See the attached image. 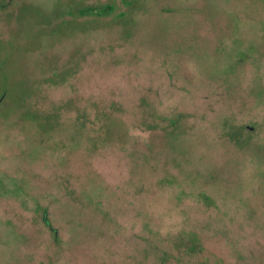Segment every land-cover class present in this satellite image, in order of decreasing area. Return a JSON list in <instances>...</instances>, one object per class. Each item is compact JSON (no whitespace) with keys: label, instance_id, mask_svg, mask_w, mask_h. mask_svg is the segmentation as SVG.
<instances>
[{"label":"rangeland","instance_id":"obj_1","mask_svg":"<svg viewBox=\"0 0 264 264\" xmlns=\"http://www.w3.org/2000/svg\"><path fill=\"white\" fill-rule=\"evenodd\" d=\"M0 264H264V0H0Z\"/></svg>","mask_w":264,"mask_h":264},{"label":"trees","instance_id":"obj_2","mask_svg":"<svg viewBox=\"0 0 264 264\" xmlns=\"http://www.w3.org/2000/svg\"><path fill=\"white\" fill-rule=\"evenodd\" d=\"M103 9L104 10H109V9H111V6L110 5H105V6H103ZM42 219L44 220L45 223H47L46 220H45V218H44V216H43Z\"/></svg>","mask_w":264,"mask_h":264}]
</instances>
